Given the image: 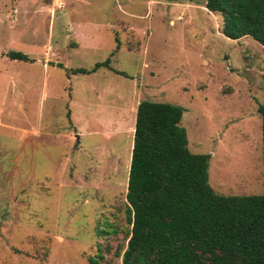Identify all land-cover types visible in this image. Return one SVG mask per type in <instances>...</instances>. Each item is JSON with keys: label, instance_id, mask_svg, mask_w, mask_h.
Listing matches in <instances>:
<instances>
[{"label": "rangeland", "instance_id": "374dc122", "mask_svg": "<svg viewBox=\"0 0 264 264\" xmlns=\"http://www.w3.org/2000/svg\"><path fill=\"white\" fill-rule=\"evenodd\" d=\"M204 2L0 0V264L120 263L142 100L183 109L215 194L262 193L264 48Z\"/></svg>", "mask_w": 264, "mask_h": 264}, {"label": "trees", "instance_id": "16d2710c", "mask_svg": "<svg viewBox=\"0 0 264 264\" xmlns=\"http://www.w3.org/2000/svg\"><path fill=\"white\" fill-rule=\"evenodd\" d=\"M204 8L221 17L225 38L250 37L264 48V0H205ZM6 56L31 62L21 53ZM262 83L257 113L263 190L257 196L215 194L208 185L209 156L187 149L183 109L137 103L125 192L130 228L119 264H264V59Z\"/></svg>", "mask_w": 264, "mask_h": 264}, {"label": "crops", "instance_id": "0c3cea01", "mask_svg": "<svg viewBox=\"0 0 264 264\" xmlns=\"http://www.w3.org/2000/svg\"><path fill=\"white\" fill-rule=\"evenodd\" d=\"M93 73H94V72H93ZM89 74H92V73H89ZM84 75H88V74H84ZM137 103H138V102H137ZM136 106H137V104H136L135 107L133 108L134 110H133V114H132V117H133V119H132V123H131L132 132H133V125H134V119H135V109H136ZM104 129L106 130L107 127H104Z\"/></svg>", "mask_w": 264, "mask_h": 264}]
</instances>
